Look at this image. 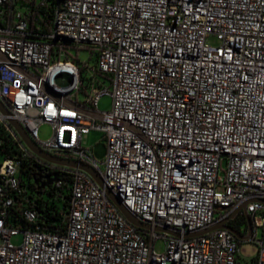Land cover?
<instances>
[{
  "label": "built area",
  "instance_id": "built-area-1",
  "mask_svg": "<svg viewBox=\"0 0 264 264\" xmlns=\"http://www.w3.org/2000/svg\"><path fill=\"white\" fill-rule=\"evenodd\" d=\"M27 11L0 0V130L17 152L3 157L0 137V264H264V0H58L49 28L38 29ZM85 48L92 65L70 53ZM104 95L108 111L98 108ZM12 120L43 151L92 166L149 228L131 223L90 174L62 165L56 186L72 180L65 233L10 225L27 188L22 164L31 155L54 164ZM87 128L105 134L102 161L83 147ZM234 214L249 216L256 257L242 259L229 229L190 236Z\"/></svg>",
  "mask_w": 264,
  "mask_h": 264
},
{
  "label": "trees",
  "instance_id": "trees-1",
  "mask_svg": "<svg viewBox=\"0 0 264 264\" xmlns=\"http://www.w3.org/2000/svg\"><path fill=\"white\" fill-rule=\"evenodd\" d=\"M57 2L58 0H14V5L28 9L27 14L30 15L31 20H35L31 25L33 28L38 29L49 28ZM0 137L5 141V144L1 146L3 157L17 153L8 148L7 143H10L9 134L4 133L3 129L0 130ZM22 168V172L25 174L22 182L27 188L22 193L15 195L16 204L10 209L7 222L21 229L65 233L68 225L67 215L71 207V177L67 176L59 187L56 186V181H54L49 190L39 193L35 180L38 177L47 178V176L62 180V174L59 172L60 167H47L39 163L36 156L31 155L22 164ZM27 208L37 211L38 217L35 222H29L24 218L23 210ZM241 219H245V216L235 218L234 222L238 223Z\"/></svg>",
  "mask_w": 264,
  "mask_h": 264
},
{
  "label": "rangeland",
  "instance_id": "rangeland-1",
  "mask_svg": "<svg viewBox=\"0 0 264 264\" xmlns=\"http://www.w3.org/2000/svg\"><path fill=\"white\" fill-rule=\"evenodd\" d=\"M210 43L217 44L215 37L209 39ZM70 53L78 57L81 63L93 64L95 62L94 57L89 49H71ZM57 82L60 85H68L70 83L69 77L61 75L58 77ZM77 99L85 100L86 96L83 93H79ZM113 98L110 95L102 96L98 101V108L100 111H108L112 108ZM34 114V111L31 112ZM39 134L41 139L47 140L52 137L53 131L52 126L49 123H43L40 126ZM83 147L91 150L92 154L98 161H102L105 157L107 151V143L105 139V134L101 130L87 128L83 132ZM257 239H263V231L260 229L257 235ZM23 240V234L15 235L12 237V242L15 245H20ZM155 248L158 252L162 253L166 250V243L163 239L156 241ZM259 251L258 242L255 240H245L241 241V257L244 260H249L257 256Z\"/></svg>",
  "mask_w": 264,
  "mask_h": 264
},
{
  "label": "water",
  "instance_id": "water-1",
  "mask_svg": "<svg viewBox=\"0 0 264 264\" xmlns=\"http://www.w3.org/2000/svg\"><path fill=\"white\" fill-rule=\"evenodd\" d=\"M0 110L3 111L4 113H8L5 105L3 104L2 100L0 99ZM12 124L14 125V127L16 128V130L19 132V134L21 135V137L23 138V140L25 141V143L28 145V147L39 157L45 159L48 162L57 164V165H62V166H70V167H75V168H79L84 170L85 172H87L88 174H90L94 180L102 187L105 188L109 194V196L112 198V200L115 202V204L118 206V208L122 211V213L126 216V218L133 223L135 226L139 227V228H149V225L146 224L145 222H142L140 220H138V218L124 205L121 197L119 195H116L112 192L111 188L107 187L103 181V179L101 178L99 172L97 170H95L92 166L84 163V162H79L77 160H73V159H65V158H61V157H56L50 153H47L45 151H43L37 144L36 142L30 137V135L28 134V132L26 131V129L23 127V125L15 120H12ZM51 182L53 183L54 181L57 180L56 177L50 178ZM246 205L244 204L239 210L241 209H246ZM235 214L232 216L234 217ZM231 217V218H232ZM228 221V219L226 221H222V222H217L216 224H214L212 227L202 230V231H197L194 232L192 234H190L191 237H197V236H201V235H205L208 234L210 232H213L215 230L218 229H229L231 231L232 230L227 224L226 222ZM248 223H250L249 220V216H248ZM237 237L240 240H248L249 239V235L246 236H242V235H237Z\"/></svg>",
  "mask_w": 264,
  "mask_h": 264
},
{
  "label": "flooded vegetation",
  "instance_id": "flooded-vegetation-1",
  "mask_svg": "<svg viewBox=\"0 0 264 264\" xmlns=\"http://www.w3.org/2000/svg\"><path fill=\"white\" fill-rule=\"evenodd\" d=\"M49 167H62L61 165H55V164H49ZM51 177L47 178H43V177H38L35 180V185L37 190L39 191V193L45 191V190H49L53 183L50 180ZM245 219H241L238 223H235L234 220L235 218H240V215L236 214L234 217L230 218L226 224L232 229L234 230L233 232L237 235H242V236H246L249 235V237L251 236V232L248 229L249 223H248V216L246 214H244ZM239 239V238H238ZM240 240V239H239ZM243 241V240H240Z\"/></svg>",
  "mask_w": 264,
  "mask_h": 264
}]
</instances>
